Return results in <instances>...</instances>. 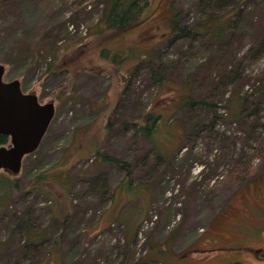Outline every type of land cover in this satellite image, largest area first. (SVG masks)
I'll list each match as a JSON object with an SVG mask.
<instances>
[{"label":"rangeland","instance_id":"374dc122","mask_svg":"<svg viewBox=\"0 0 264 264\" xmlns=\"http://www.w3.org/2000/svg\"><path fill=\"white\" fill-rule=\"evenodd\" d=\"M108 2L16 0L0 18L4 80L18 78L24 91L56 102L48 132L24 157L21 171H0V264H94L95 254L100 264H120L124 256L115 247L101 252L83 231L103 213L111 219L114 206L127 219L117 230L127 239L134 231L126 250L133 262L264 264V102L247 123L232 122L221 107L233 85L194 81L185 87L216 48L210 34L172 28L175 16L181 26H192L213 9L196 0H140L146 8L139 19L114 30L101 22ZM50 12L62 24L55 61L40 37ZM175 35L181 38L168 46ZM150 52L163 69L160 81L150 79L144 61ZM51 61L53 73L47 71ZM245 66V75L254 76L264 70V57ZM190 91L217 102L225 116L207 115L206 124H215L212 137L191 134L184 148L183 122L190 114L179 106ZM149 112L161 115L151 135L157 149L138 126ZM97 148L128 161L130 176L115 163L97 161ZM235 159L243 174L232 173ZM98 175L106 176L102 189ZM7 177L18 179L17 187ZM86 199L88 214L74 217ZM71 208L66 224L62 215ZM15 214L22 219L18 229ZM34 232L46 236L44 244L20 253ZM125 235L109 244H119L117 237L123 243Z\"/></svg>","mask_w":264,"mask_h":264},{"label":"trees","instance_id":"16d2710c","mask_svg":"<svg viewBox=\"0 0 264 264\" xmlns=\"http://www.w3.org/2000/svg\"><path fill=\"white\" fill-rule=\"evenodd\" d=\"M139 1L140 0H109V6L103 11L101 22L109 29L124 30L129 24L135 23L139 19L140 12L146 8L141 7ZM15 2L16 0H0V18L6 7L13 6ZM196 4H207V7L213 9V11L209 13L206 19L197 21L192 26H181L176 20L178 17L175 16L172 21L173 31L182 33V31L186 29L188 33L192 32L194 35L210 34V40H212L211 45H213L212 48H216V54L210 55L206 61L199 64L191 79L187 80L184 86L191 88L194 81H202L203 84L204 81H208L209 85L214 86L221 84L222 87L226 89L228 86L233 85L232 92L227 90L223 94L224 96H228L225 99L226 104L221 108L225 110V114L230 115V117L229 115L228 117L232 122L247 123L250 117L256 116L258 112L257 109L259 110L261 103L264 102V70L256 72L254 76L245 75L246 61L250 60L254 63V61L264 57V0H196ZM217 10H221L222 12L217 13ZM48 17V20H46L44 24H41L42 30L40 37L41 40H44L43 42L45 44L43 50L55 61L59 57L60 52L58 51L59 48L57 44L59 42L58 39L61 37L60 29L62 24L56 22L60 17H55V13L50 12ZM180 38L181 36L178 35L173 36V38L169 40L168 46L175 43ZM151 56L152 52H150V54L148 53L144 60L147 62L148 70H150V79L160 81L163 78V69L153 62ZM53 61L49 62L47 68V71H51V73H53ZM222 100L224 101V99ZM218 106L217 102L208 101L202 96L197 97L191 91L186 94V97L180 102L179 106L181 111L186 113L189 112L190 114L186 121L183 122L184 130L181 137L185 138L183 144L184 148H187L188 136L191 134L199 136L208 131V135L210 138L212 137V133L209 131L215 127V124H213V122H210L209 125L206 124L208 121L207 115L214 114L218 119L224 117L225 114L223 112H221V114L218 113ZM202 114H204L203 118L201 116ZM145 116L144 123L138 124V126L141 133H143L146 139H149L152 145H155L154 148L157 149V145L154 143L155 138H152L151 135L154 134L155 123L159 120L161 115L149 112L146 113ZM134 122L136 123V121ZM123 124L126 125L129 124V122L125 120ZM253 124L254 123H252L251 126ZM108 125L110 128L112 127L111 122H108ZM208 127H211L209 128L210 130H207ZM8 141L7 135H0V145H5ZM92 156L103 164L115 163L119 167L125 168V174L130 176L131 165L123 158L104 152L101 148H97ZM171 161L173 160H169L168 162ZM234 162L235 163H233L231 167L232 173L234 174L241 169L240 172L243 174L244 170L241 168L239 160L235 159ZM208 164L209 160L204 162L205 166ZM233 174L231 177H233ZM4 179L6 182L11 181L14 187H17L18 179H10L8 177ZM98 179H100L99 186L102 189L106 181V176L102 177L98 175ZM101 179L104 181L101 182ZM103 193L105 192L103 191ZM90 203L91 201L89 199L84 200L82 203H78L77 206H75V212H73L74 217L79 213L88 214L89 209H91L88 207ZM2 206L3 202L0 201V208ZM72 209L73 208H71L70 212H63L62 219L66 224L69 221ZM113 209L116 211L111 218L113 220L103 213L88 227V229L86 228L83 231L87 234V239L91 238L94 244L96 242L101 244L99 248L101 252L115 247L118 254L124 256V260L121 261L120 264H140L137 260L133 262L132 255L128 254L126 251L129 248L132 238L134 239L135 237L134 231L130 229V231H132V236L127 239L123 232L117 230L118 226H122L120 225L121 222L124 221L126 224L127 219L124 218V213L120 214L119 208L114 206ZM99 210L100 209L96 211L100 213ZM13 220L17 223L15 224V228H20V222H22L21 217L18 218L15 214L12 222ZM93 229L95 230L92 231ZM120 233H122V236L125 235V237L122 238L123 243L120 242V238L117 237L116 241H118L119 244L110 245L109 243L112 237L118 236ZM44 237L46 236L37 232L28 234L27 241L21 245L20 253L27 254L37 250L40 245L44 244L42 243ZM105 239L107 242L103 243ZM58 243L59 241L56 239L55 244ZM91 258L94 259V264H100V261L103 260L96 254L95 256L91 255ZM148 262L149 260L145 261L144 264H148ZM156 263L161 264L160 262Z\"/></svg>","mask_w":264,"mask_h":264},{"label":"water","instance_id":"95a60500","mask_svg":"<svg viewBox=\"0 0 264 264\" xmlns=\"http://www.w3.org/2000/svg\"><path fill=\"white\" fill-rule=\"evenodd\" d=\"M4 72L0 64V135L10 138L0 145V171L17 175L24 157L40 147L56 108L53 101L42 104L37 94L24 93L18 78L4 80Z\"/></svg>","mask_w":264,"mask_h":264},{"label":"flooded vegetation","instance_id":"af4514ba","mask_svg":"<svg viewBox=\"0 0 264 264\" xmlns=\"http://www.w3.org/2000/svg\"><path fill=\"white\" fill-rule=\"evenodd\" d=\"M22 91H23L24 93H26V92L28 93V91H27V90L24 91L23 88H22ZM37 96H38V95H37ZM38 98H39V102L42 103V104H44V103H49V102H43V101H41L40 97H38ZM50 101H53V100H50ZM53 102H54V106H55V108H56V102H55V101H53ZM50 125H51V124H50ZM49 127H50V126H49ZM48 129H49V128H48ZM47 132H48V131H47ZM7 137H8V136H7ZM8 139H9L8 142H10V138H9V137H8ZM8 142H7V143H8ZM7 143H6V144H7ZM6 144H5V145H6Z\"/></svg>","mask_w":264,"mask_h":264}]
</instances>
